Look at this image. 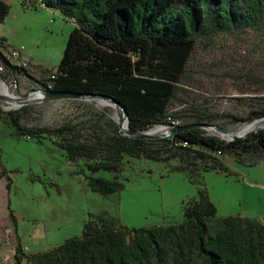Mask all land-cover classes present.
I'll list each match as a JSON object with an SVG mask.
<instances>
[{
	"label": "trees",
	"instance_id": "16d2710c",
	"mask_svg": "<svg viewBox=\"0 0 264 264\" xmlns=\"http://www.w3.org/2000/svg\"><path fill=\"white\" fill-rule=\"evenodd\" d=\"M21 4L58 11L74 23L57 70L42 82L45 91L111 97L125 107L129 127L136 133L170 127L172 121L180 122L174 127L179 128L221 120L251 124L264 118V110L246 118L198 107L169 113L181 86L196 85L197 76L208 75L198 58L203 44L227 40L232 50H241L250 33H261L258 64L264 65V0H21ZM10 13L11 6L0 0L1 24ZM6 42L0 38L1 44ZM0 60L11 73L28 74L1 52ZM0 121L10 123L20 136L56 138L89 189L105 197L125 189L121 177L126 157L163 164L178 159L176 173L198 168L199 162L202 178L211 171L227 172L219 157L252 163L264 159V128L234 141L209 136L203 128L179 130L170 138L137 139L122 134L119 124L98 135L86 134L78 124L27 129L17 112L1 108ZM3 179L10 193L13 181L0 155ZM194 185L197 195L183 203L180 221L129 228L116 217L90 215L80 236L37 253L25 251L18 218L9 205L17 236L13 264H264V219L218 217L203 180Z\"/></svg>",
	"mask_w": 264,
	"mask_h": 264
},
{
	"label": "rangeland",
	"instance_id": "374dc122",
	"mask_svg": "<svg viewBox=\"0 0 264 264\" xmlns=\"http://www.w3.org/2000/svg\"><path fill=\"white\" fill-rule=\"evenodd\" d=\"M4 1L11 6V13L0 23V38L6 39L11 48H24L21 60L26 63L28 74L15 75L0 60V86L6 85L9 93L0 96L23 102L14 108L15 99L0 100V108L17 112L21 125L27 129L78 124L86 134L110 132L121 119L120 109L111 102L35 99L40 91H45L42 82L57 70L74 23L58 11L24 8L21 0ZM262 37L261 33H250L241 50H232L227 40L203 44L198 58L206 65L208 75L197 76V86H181L169 113L198 107L214 114L246 118L253 111L264 110V65L258 64L261 57L257 52ZM14 84L18 85L15 91ZM263 120L251 124L221 120L206 123L210 127L203 130L209 136L230 141L211 126L237 135ZM159 128L171 130L156 126L146 133ZM0 155L13 181L10 193L6 181H0V264H13L17 246L9 205L18 218L19 235L27 253L46 251L80 236L90 215L107 214L129 228L180 221L183 203L197 195L194 184L202 180L218 208V217L242 213L262 215L264 219V159L255 164L219 157L227 172L205 173L202 178L203 165L199 162L198 168L176 173L174 170L181 164L178 159L163 164L126 157L121 177L125 189L105 197L89 189L85 177L77 173L79 169L56 145L54 137L20 136L10 123L0 121Z\"/></svg>",
	"mask_w": 264,
	"mask_h": 264
},
{
	"label": "water",
	"instance_id": "95a60500",
	"mask_svg": "<svg viewBox=\"0 0 264 264\" xmlns=\"http://www.w3.org/2000/svg\"><path fill=\"white\" fill-rule=\"evenodd\" d=\"M39 93H42L43 95L46 96L47 99H62V98H68V99H102L108 102H111L112 104H114L115 106H117L120 109V116L121 119L119 121V126H120V131L122 134L127 135V136H131L137 139H156V138H164L166 136H170L173 133H175L176 131L179 130H189L192 128H206V127H210L207 126L205 124H200V125H194V126H185V127H179V128H172L170 131H168L165 135L163 136H158V137H153L151 135H149L148 133H136L133 132L130 127H129V119L127 116V112L125 107L120 104L118 101H116L115 99L105 96V95H81V94H71V93H56V92H49V91H40ZM27 96H25L26 98ZM0 100H14V99H9L7 97H3L0 96ZM19 101H21L19 99ZM263 122V127H264V120ZM212 129L216 130L217 132L228 136L230 138V141H234V140H238V139H243L246 138L248 135L244 136V137H240L238 135H234L233 133H230L218 126H211Z\"/></svg>",
	"mask_w": 264,
	"mask_h": 264
},
{
	"label": "bare ground",
	"instance_id": "6f19581e",
	"mask_svg": "<svg viewBox=\"0 0 264 264\" xmlns=\"http://www.w3.org/2000/svg\"><path fill=\"white\" fill-rule=\"evenodd\" d=\"M3 56L11 63V56H9V55H3ZM5 86L4 85L0 86V93L9 95L7 87H5ZM14 99L16 100V105L14 106V108H18V107L23 105V102L19 101V99H16L15 97H14ZM35 99L39 101V100H45L47 98L42 93H38ZM262 127H263V122L252 124V125H249V126L245 127L237 135L240 136V137H244V136L248 135L249 133H252V132L260 130ZM167 132L168 131L166 129L159 128V129H154V130L150 131L148 134L153 136V137H158V136L165 135ZM234 135H236V134H234ZM224 137L229 138L228 136H225V135H224Z\"/></svg>",
	"mask_w": 264,
	"mask_h": 264
},
{
	"label": "built area",
	"instance_id": "2783aa9c",
	"mask_svg": "<svg viewBox=\"0 0 264 264\" xmlns=\"http://www.w3.org/2000/svg\"><path fill=\"white\" fill-rule=\"evenodd\" d=\"M24 51V48H20V49H14V48H11L9 45L7 44H1L0 43V52L2 55H9L11 56V64L13 66H18V67H24L26 68V63L23 62L22 57H21V53ZM19 61V62H18ZM18 64H17V63ZM3 70V67H0V71ZM49 85V89H50V84ZM13 89L14 91L18 89V85L17 84H14L13 85ZM172 126H170L169 128H174V127H177L180 125V122H177V121H172ZM219 156H221V153L218 154Z\"/></svg>",
	"mask_w": 264,
	"mask_h": 264
},
{
	"label": "crops",
	"instance_id": "0c3cea01",
	"mask_svg": "<svg viewBox=\"0 0 264 264\" xmlns=\"http://www.w3.org/2000/svg\"><path fill=\"white\" fill-rule=\"evenodd\" d=\"M54 11V10H53ZM211 172H216V173H219L220 171H211ZM210 173V172H209ZM221 173V172H220ZM218 209V208H217ZM240 216L242 217H249V218H259V219H263L261 216L262 215H244L242 213L239 214ZM235 216V215H234Z\"/></svg>",
	"mask_w": 264,
	"mask_h": 264
}]
</instances>
